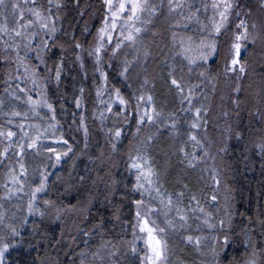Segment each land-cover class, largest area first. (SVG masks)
Here are the masks:
<instances>
[{
	"label": "trees",
	"instance_id": "1",
	"mask_svg": "<svg viewBox=\"0 0 264 264\" xmlns=\"http://www.w3.org/2000/svg\"><path fill=\"white\" fill-rule=\"evenodd\" d=\"M6 1L14 3V0ZM152 2L160 4L161 0ZM204 2L188 0L198 6ZM234 3L237 5L235 15L239 13L237 21L233 19L231 29L215 37V54L207 63L198 62L190 69L188 62L178 54L179 39L191 37L198 44L204 34L195 24L187 31L174 29L173 25L180 17L169 14L167 0H163L158 15L145 25L136 49L124 47L116 57L109 53L102 57L99 65L89 52L97 43V31L106 14L103 0H52V18L57 31L51 39L41 32L50 45L54 42L45 54L51 71L44 73L41 66L40 79L52 77L48 82H53L48 83L44 91L56 108L58 123L55 128L49 127L55 122L49 119L47 108L38 109L39 116H36L24 102L26 95L19 89L31 90V84L16 79L15 56L12 54L9 63L5 64L2 59L4 47L0 44V100H3L0 130L17 132L9 159L0 164V204L3 205L0 211L7 216L0 225V236H5L6 226L12 224L24 238L23 243L7 255L8 264H80L81 261L85 264L88 257L100 251L103 243H121L125 258L120 264H139L129 245L136 220L135 200L141 198L140 192L134 190L136 170L130 168L129 159L137 154L148 157L162 191L171 195L174 201L179 193L184 194L179 205L186 206L189 216L192 214L190 209L199 201V206L210 214V222L217 225L210 229L199 223V227L195 224V227L167 230V264L246 263L251 256L248 238L254 243L264 240L260 223L264 221V153L259 148L264 139V0H236ZM38 4L41 9L49 7L48 0H38ZM57 4L60 6L56 7ZM211 15L209 8L207 16L200 15L201 22L207 24ZM240 20L246 21L255 43L261 42V46H256L259 51L247 59L243 72L235 71L230 95L224 100V70L229 53L223 47L232 42L231 36ZM3 23L4 18L0 16V24ZM7 26L9 29L15 26L11 8L7 12ZM173 31H177L175 42ZM76 44L81 47L77 48ZM125 60L132 62L126 78L120 75ZM61 61L63 70L57 85L54 71ZM28 62L37 64L31 54ZM100 70L108 74V88H119L123 97L129 100L127 111L119 117L105 112L96 95L104 84ZM173 78L181 85L183 93L171 83ZM189 90L194 97L191 108L186 99ZM29 94L37 99L35 91ZM140 95H150L162 116L158 123L141 126L137 133V110L133 105ZM76 99L82 100L80 108L75 106ZM102 99L107 101L109 93L105 92ZM196 109L201 110L198 118ZM117 110L113 105V113ZM13 111H19L21 117H12ZM101 112H105L104 119L100 117ZM24 114H27V120L23 119ZM197 121L200 127L193 130L190 126ZM19 123L25 124V131H28V124L40 125L41 132L47 130L38 151L28 149L27 140H19L21 133L16 127ZM227 126H231L229 131ZM223 128L225 132L221 131ZM117 129L121 130V137L113 150L111 142ZM34 134L35 129L29 132V135ZM191 134L201 141L202 148L189 139ZM61 136L71 145L72 151L55 164L54 160L48 159L54 154L45 151L44 146L56 147L58 152L67 151L62 142L56 143ZM21 142L25 144L23 157L13 155L19 152L15 145ZM8 143L0 137V151ZM21 163L27 173L20 177L24 189L11 199H4L3 185L7 183L12 187L10 169H15V175L19 176ZM45 169L49 173L48 190L40 194L39 199H49L61 209H69L62 212L59 220L42 203L40 207L46 212L43 218L27 216L28 194ZM80 177H84L83 181ZM193 196L196 201L192 200ZM147 198L144 197L145 201ZM195 215L189 218L190 221H194ZM25 218L27 224H23ZM201 219H205L203 214ZM220 220H224L223 229L219 226ZM224 235L231 241L226 252L212 239L217 236L222 240ZM188 236L200 237V245L189 243ZM141 245L140 242L135 245L136 256L142 253ZM213 248L218 256L214 255ZM257 259H260L259 255Z\"/></svg>",
	"mask_w": 264,
	"mask_h": 264
},
{
	"label": "snow or ice",
	"instance_id": "2",
	"mask_svg": "<svg viewBox=\"0 0 264 264\" xmlns=\"http://www.w3.org/2000/svg\"><path fill=\"white\" fill-rule=\"evenodd\" d=\"M49 7L47 9H41L38 4V0H23V7L21 3L16 2L11 4V11L13 16V21L15 26L11 29L7 26V12L9 5L6 0H0V16L4 18L5 23L0 24V36H7L8 39L4 40V56L3 62L5 64L9 63L10 56L14 54L16 63V79H20V70L23 68V74L31 81L32 85L35 87H40L41 89H46L47 85L40 80L41 76V66H43V72L49 73L51 70L45 60V54L47 53L50 46L49 41L41 36V32L44 35L55 36L57 31L55 27V20L52 18V0H48ZM103 4L106 8V14L103 18L102 26L98 29L96 35V45L91 49L89 55H92L96 59L97 65L100 64L103 56L111 54V57H116L121 49L124 47H131L136 49L139 43L140 36L145 29V25L151 22L152 18L157 16L160 10L163 8V0L160 4H154L152 0H103ZM60 5L57 4L56 7ZM168 12L170 15L175 14L180 17L179 20L173 25L174 29L177 31H187L190 29L191 25L195 24L199 26L204 34V38L200 42L194 43L191 37L186 40L181 37L179 39L180 52L179 55L186 60L190 66L197 64L198 62L207 63L210 57H212L216 52V40L215 37L221 36L222 32L226 33L229 30V23L231 20L233 9L237 6L233 0H205L204 3L199 6L193 3H188V0H167ZM209 8L212 10V15L208 17V23L203 24L200 20V15L204 14L207 16ZM185 9L187 14H185ZM27 13V17L25 16ZM239 15V13L237 14ZM239 29L234 35V42L232 48L235 52V58L232 59L231 64L233 66L239 63L237 59L240 55V50L242 44L247 42L250 38L248 25L245 20H240L238 24L235 25ZM253 28L256 25L252 26ZM210 29V30H209ZM264 30V29H262ZM177 31H173L174 42L177 37ZM209 37H213L209 39ZM115 38V42L113 40ZM19 41V42H17ZM255 43V40H252ZM77 48L81 46L76 44ZM23 53V54H22ZM29 54H32L34 59L38 61L35 65H30L28 62ZM147 55V53L145 54ZM131 61H124L123 71L120 73L121 76H125L128 72V68L131 65ZM83 67V63H81ZM63 70V61H61L54 71V80L59 84L61 80ZM240 71H244L243 65L240 66ZM100 74L103 77L104 84L97 90V97L100 98V104L104 106L105 112L111 113L114 116H121L123 112L127 111L129 105V100H126L121 94V90L115 86L111 89L108 88V74L100 70ZM11 75V74H10ZM171 75V73H170ZM52 77L44 76V80L51 79ZM7 83V82H6ZM171 83L176 86V88L183 93V88L177 82L175 78L171 80ZM7 91V89H6ZM20 92L25 93L26 104L30 106V110L39 116L38 109L47 108L50 113L49 119L55 123L50 124V128H55L58 123L56 118V108L52 103L45 98L44 92H41L40 99H33V96L29 94L32 90H26L24 88L19 89ZM81 96L83 95V89L80 90ZM105 92L109 93V99L105 101L102 99ZM15 99L19 100L21 97L14 96ZM193 93L189 90L186 99L188 100V106L191 108ZM143 102V103H142ZM75 106L80 108L82 106V100L76 99L74 101ZM3 105V100H0V106ZM113 105L117 106V111L113 113ZM133 107L137 110V133L140 132L141 126L153 125L160 121L162 114L156 110L155 105L152 103V97L140 95L136 97V103ZM105 112L100 113L101 119H104ZM201 110H195V116L198 118L200 116ZM7 115V114H6ZM19 111H13L11 113L12 117H21ZM24 120H27V114L23 116ZM127 120L128 117L124 116ZM8 124H12V120H8ZM17 129L21 133L19 140H27L28 149H36L37 151L42 146V138H46V131H40V125L28 124L25 131V124L19 123L16 125ZM175 128V123L172 125ZM193 130L200 127L199 122H193L190 126ZM35 129L34 135H29ZM109 132H112L109 129ZM85 135H87V128L85 127ZM17 136V132L12 130L0 131V137H4L9 143L0 151V164L4 163V160L9 159V150L14 147L13 137ZM114 140L111 142V147L113 150L116 149L117 142L121 137V130L117 129L113 133ZM189 139L194 143V145H199L201 148L203 145L201 141L198 140L195 134H191ZM151 140V137H149ZM63 143L67 146V151L58 152L56 147L44 146L45 151L52 153L54 155L49 156V160H54L55 164H59L63 157L68 155V152L72 151L71 145H68L67 140H63V137L56 141L57 144ZM18 147L19 152L13 153V155H19L23 157L25 144L19 143L15 145ZM261 153H264V139L261 140L259 145ZM207 150H204V155H207ZM188 154L185 152V156ZM131 163L130 168L136 170L134 185V190L139 191L141 198L135 200L136 206V224L133 228V240L129 242L130 251L132 253H137V248L135 245L138 242H142L144 245L145 255L141 258L137 256V259H142V264H167V241L164 239V235L167 229L176 230L177 227L183 229L187 224V212L185 209L179 206L180 198L183 197V193H179L176 200L174 201L172 196L167 194L166 191H162V186L159 185L157 174L151 167L148 157L137 154L134 158L129 157ZM195 159V157H193ZM55 166V165H53ZM11 180L10 183L12 187L6 183L3 185L5 189L4 199H11L14 195H18L24 189V183L20 179L21 176H26L25 166L20 164V175H15V169H10ZM48 175L47 170L41 172L39 180L36 181L35 187L29 195V201L27 204V216L39 215L44 217L46 212L41 209L40 203H42L45 208L51 209L55 214V219L59 220L62 212H67L69 209H61L56 205V203L49 199H43L40 201V194H44L48 190ZM84 177H80L83 181ZM217 184L219 181H216ZM155 193V196H153ZM147 196L149 200L155 199L160 207H153L150 203L146 204L144 197ZM215 200V196L212 197ZM193 201H196L195 196L192 197ZM3 205L0 204V209ZM193 213L200 212L205 216L203 224L210 229H215L217 225L210 223V214L206 213L202 207L199 206V201H196V206L190 209ZM162 213L164 216L167 228L160 227L155 219H151L153 215ZM7 219L6 213L0 211V225L4 224ZM27 218L24 219L23 224H27ZM229 226H231V219L229 218ZM262 232L264 235V221H261ZM219 226L221 229L224 227V220L219 221ZM35 230V228L33 229ZM6 235L0 236V264H8L7 255L14 248H18L21 243H23V237L18 228L14 227L12 224L6 226ZM189 243H194L200 245V237L188 236L186 238ZM212 239L220 245L222 251H227L229 244L231 243L228 235H224L221 240L220 237L213 236ZM110 243V242H109ZM247 244L251 249V256L246 261V264H264V240H258L255 243L249 237ZM257 249L259 251H257ZM214 255L218 256L219 253L213 248ZM114 255V253H113ZM259 255L260 259H257ZM95 256H100V253H94ZM101 264H105L103 256L100 257ZM83 264V261L80 262ZM114 264V262H110ZM134 264V262H133Z\"/></svg>",
	"mask_w": 264,
	"mask_h": 264
},
{
	"label": "rangeland",
	"instance_id": "3",
	"mask_svg": "<svg viewBox=\"0 0 264 264\" xmlns=\"http://www.w3.org/2000/svg\"><path fill=\"white\" fill-rule=\"evenodd\" d=\"M236 1V0H233V2ZM9 5V8H11V4H12V1H6ZM16 2H19L21 3V6L23 7V0H14V3ZM236 8V7H235ZM235 8L233 9V12H232V16H231V20H230V23H229V29H231L232 27V23L235 21H237V15H235ZM25 16L27 17V13H25ZM234 19V21H233ZM238 32V28L236 29V31L232 34L231 36V33H230V36H231V39H232V42H230L229 45H226L224 50L225 51H228L229 55L226 59V68L224 70V72L226 73L225 74V77H224V88H223V91L222 93L224 94L223 96V99L226 100V98L230 95L229 93V90L233 84V76L235 74V71H240V66L243 65V67L245 66L246 64V61L248 58H250L251 54H257L256 52H258L259 50L256 48L261 46V42H257V43H252V40L254 39V35L252 33L249 32L250 34V38L247 42H244L242 44V47H241V50H240V55L239 57L237 58L239 60V63L237 65L234 66V70L233 69V66L231 64V61L233 58H235V52H234V49L232 48V44L234 42V35L235 33ZM42 36V34H41ZM46 36H49L51 38H53L52 36L50 35H46ZM8 39L6 36H0V44L4 47V40ZM264 45H262V48H263ZM257 49V50H256ZM252 54V55H253ZM32 55V54H31ZM243 57H245V59H243ZM230 58V60H229ZM222 60H224V57L222 58ZM38 63V61H37ZM23 70V69H22ZM245 70V69H244ZM43 83H45L46 85L48 83H51L53 81L49 80H43V79H40ZM19 81L21 82H27L29 81V83L31 84V90L35 91V95L37 96L36 98L37 99H40L41 98V92L43 91L44 92V96L46 98V94H45V89H41L40 87H35L32 85L31 81L23 74V71H22V75L20 76V79ZM47 88V87H46ZM47 99V98H46ZM138 118V117H137ZM231 126H227L228 128V131H229V128ZM224 131V128L221 129V131ZM227 131V129H225ZM231 130V129H230ZM1 131V130H0ZM225 132V131H224ZM225 134V133H224ZM153 196H155V193H153ZM147 200L149 201V199L147 198ZM148 201H145L146 204L150 203L153 207H160V205L158 204V202L153 199V200H150V202ZM196 206V203L194 204ZM181 208L185 209L186 210V206L183 204V205H179ZM191 215L189 216L187 214V224L186 226H194L195 227V224L197 225V227H199V223L203 224V219H201L202 217V214L201 213H195V218H194V221H190V217H192V215H194V213L191 211ZM157 217H154L152 216L151 219H155L156 220V223L160 226V227H164V228H167V225L165 223V220H164V216L162 213H159V214H156ZM198 217V218H197ZM211 220V219H210ZM211 223V222H210ZM136 224V220L134 222V226ZM204 225V224H203ZM206 226V225H204ZM203 227V226H201ZM167 230H170V229H167ZM164 239L167 241V238L165 237L164 235ZM142 245H141V250H142V253L139 255V257H143L145 255V251L143 250L144 249V245L142 242H140ZM123 244V243H122ZM124 245V244H123ZM219 246V245H218ZM121 243L120 244H108V243H103L101 245V248H100V251L98 250L97 252L100 253V256H95L94 257V253H97V252H94L90 257H88L87 261L85 264H101V259L100 257L103 256L104 258V262L105 264H110V262H114V264H120V261H122L125 257H123V253H122V250H121ZM218 248V247H217ZM123 249H125V247H123ZM124 251V250H123ZM168 251L169 249L167 250V263H168ZM114 253V255H113ZM133 255L136 257V260L138 261L139 264H142V259H137V256L133 253ZM246 264V263H245Z\"/></svg>",
	"mask_w": 264,
	"mask_h": 264
}]
</instances>
